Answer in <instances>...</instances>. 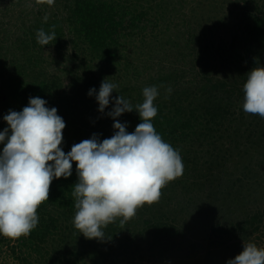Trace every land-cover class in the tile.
Wrapping results in <instances>:
<instances>
[{
    "label": "trees",
    "instance_id": "16d2710c",
    "mask_svg": "<svg viewBox=\"0 0 264 264\" xmlns=\"http://www.w3.org/2000/svg\"><path fill=\"white\" fill-rule=\"evenodd\" d=\"M7 1L0 0V17L10 18L0 21V132L8 127L3 117L10 110L22 111L30 97L39 96L48 107H56L66 122L62 145L66 153L93 134L101 140L114 134L108 109L101 113L103 118L93 117L89 107L76 111L85 93L99 89L100 76L69 71L66 64L78 58L77 50L70 57L65 53L71 42L77 49L87 48L94 61L117 72L112 80L118 85L114 97L128 96L135 106L143 102L145 87H158L154 101L158 114L153 124L162 139L180 153L184 167L181 176L162 188L158 202L139 208L124 224L122 218H116L103 228L105 238L99 240L85 238L74 227L72 187L78 177L73 162L71 177L53 180L49 201L37 210V227L17 239L0 235V264H163L175 252L197 253L204 246L188 247L191 241H185L179 224L190 223L195 204L201 200L203 186L193 184L196 191H192L187 185L191 175L198 174L219 189L208 197L214 194L228 208V198H233L241 217L231 225L213 224L211 240H236L261 231L264 207L258 204L264 200V131L256 127L264 128V118L248 113L250 120L246 121L243 86L248 72L264 66L263 0H207L209 5L198 3L208 7L201 15L204 21H197L195 10L182 24L175 18L179 16L171 0H136L139 9H132L130 0H35L30 1L32 5ZM157 10L170 24L177 22L173 23L174 33L161 28L160 18L152 15ZM17 11L20 20L13 25ZM41 28L56 34L48 45L37 43ZM137 39L139 45H131L136 53L132 49L133 55L131 51L123 56L128 42ZM182 60L195 65L188 70ZM217 71L222 75L228 71L231 83L217 79ZM122 74L127 83H119ZM123 116L119 120L134 132L141 122L139 114L133 111ZM242 123L248 127L255 124V131L248 135L255 145L251 149L241 145ZM2 148L0 144V151ZM228 157L239 159L235 171L240 175L233 192L224 177L217 181ZM171 185H181L184 191L175 188L170 192ZM186 194L189 200L183 204L179 195Z\"/></svg>",
    "mask_w": 264,
    "mask_h": 264
},
{
    "label": "clouds",
    "instance_id": "9594fccd",
    "mask_svg": "<svg viewBox=\"0 0 264 264\" xmlns=\"http://www.w3.org/2000/svg\"><path fill=\"white\" fill-rule=\"evenodd\" d=\"M55 38V32L37 31V43L42 46ZM117 87L105 78L98 92L95 88L89 91L101 113L110 101L114 103L108 112L114 120V134L103 140L93 134L67 153L62 147L66 122L45 99L30 97L22 111L10 110L3 117L8 127L0 132V235L10 239L29 235L39 223V206L49 201L53 180L71 177L73 162L78 177L72 187L73 224L87 239L103 240V228L109 223L120 217L124 224L139 208L158 202L162 188L183 174L180 153L162 139L153 124L158 114L154 104L158 87H145L143 102L135 106L120 94L112 96ZM243 91V110L264 118V66L247 73ZM133 111L141 122L129 132L128 124L119 118ZM243 248L227 264H264V248L245 242Z\"/></svg>",
    "mask_w": 264,
    "mask_h": 264
},
{
    "label": "rangeland",
    "instance_id": "374dc122",
    "mask_svg": "<svg viewBox=\"0 0 264 264\" xmlns=\"http://www.w3.org/2000/svg\"><path fill=\"white\" fill-rule=\"evenodd\" d=\"M28 1L30 4L32 5L33 2L30 1H35V0H16L14 3L15 5H24V2ZM39 1V0H37ZM41 1V0H40ZM112 1V0H111ZM114 1H119V0H114ZM126 0H122V2H125ZM174 1V5L176 7L177 10V15L179 17H175V18H179V22L180 24H182V21H185V18L191 17L193 11L198 10L197 12V21L199 22L200 20H202V13H206L208 10V7H204V6H198V3H203L206 5L208 4L207 0H171ZM264 1V0H263ZM9 2V0L7 1ZM12 2V3H13ZM52 3L53 1L48 0L47 3ZM121 2V1H120ZM139 2H136V0H130V4H134L132 6V9H139L140 7L138 6ZM147 4V3H144ZM5 5V4H2ZM28 5V6H29ZM18 12L14 13L13 16V20L11 21L12 24H16L19 20L20 17L18 16L16 18V16L18 15ZM155 17H159L160 18V25L161 28L163 30H167L168 34L170 33H174V26L175 24L173 23H177L175 20L172 24H170L168 17L165 19L164 17H161L160 10H157L155 12H152ZM1 15V14H0ZM10 18H8L7 16H3L0 17V21H4L7 22L9 21ZM204 21V20H202ZM66 27L71 30V28L69 26L66 25ZM171 29V31H170ZM170 32V33H169ZM67 37H70V33H66ZM140 43V40H135V41H129L128 45L125 49H123L121 52L123 54V56H127L131 53L132 51V55H133V50L136 53V50L133 49L134 47H132V44H135L136 46H138ZM65 53H68V56L70 57V55L72 53H74L76 50V53H78V58L76 60V62L74 63H69L66 64V66L69 67V71L70 72H81L84 73L85 75L91 76V75H95V76H100L99 78V84L97 85V88H100L102 81L105 78H108L109 82H114L112 80H114V74L117 75V72L111 68V66H109L106 63H101L100 61H94L92 58L91 53L89 52V50L86 48L85 50H81V49H77L75 48L73 43H69L67 46H65ZM133 49V50H132ZM136 56V54H135ZM135 59V57L133 58ZM185 63V67L189 70L191 66H194L195 64H191L189 62V60H182ZM180 62V61H179ZM65 64H62L61 67H64ZM121 66V65H119ZM182 66V65H181ZM61 67H59V69H61ZM197 71H202L199 69V67L196 68ZM78 72V73H79ZM122 73H124L122 71ZM223 73L220 72H215V76L217 79H221L226 81L227 83H231V74L227 71V73H225L224 75H222ZM202 75V72H201ZM120 82L119 83H127V78L124 76V74L120 75ZM99 91V89H97V92ZM85 98H83V100H81V104H77V112H82L85 109H87V107L90 108L93 117L95 115H97L99 118H103V116H101V112L98 110L99 109V105L98 102L95 99V96H90L89 94H84ZM113 96V95H112ZM114 97V96H113ZM80 98V97H79ZM126 99L130 100L131 98H129L128 96L125 97ZM130 102L132 103V99L130 100ZM86 106V107H85ZM114 107V104L110 101V105L108 106V110L111 111L112 108ZM124 116L122 115L121 118H123ZM245 117H248V113L245 114ZM258 120H260L259 118H257ZM249 117L248 120H246L247 122H249ZM261 121V120H260ZM260 121H258L260 123ZM257 122V123H258ZM256 124V122H254ZM236 121H233V125L235 126ZM254 124V125H255ZM242 128L244 129L242 132V137L243 140L241 141V145L244 144V147L246 149L248 148H252L255 147V145L253 144V142H251L248 138V135L252 134V131L254 132V125H252L251 127H248L247 124H241ZM258 130H263L264 128L263 126H258L256 127ZM66 132L64 131L63 135ZM232 137H236V135L232 134ZM67 140V139H65ZM229 144V143H228ZM227 144V145H228ZM234 149V147L232 148V150ZM239 161V159L235 158V157H231V158H227L224 160V167L219 170L218 174V179L217 181H221L222 182V178L224 177L225 180H223V182L225 181L226 184L230 187V191H234V188H232L235 182V179L238 175H240L237 171H235V166L237 164V162ZM228 166V167H227ZM227 169H229V171L227 174ZM193 184H196L198 186H203V191H200V197L201 200L197 202L196 207L193 211V213L191 214V217H189V224H179L180 228L182 229V231L185 234V241H191V243L188 244V247H190L191 244H197V245H202L204 246L203 249H201L199 252L195 253V252H190L189 254L186 252L183 253H178L175 252V256L169 255L168 260H165L163 262V264H227V261L229 259H234L237 255H239L240 253H242V251L244 250L243 245L244 242L245 243H255L259 248H264V227L261 229L260 232H254L252 235H248V236H244L241 239H236V240H230L228 238L222 239V238H216L214 237L211 240V229H212V225L213 224H217L219 223H224L227 225H231L235 222H237L241 217L239 215V211H235L237 208L236 206H234V204H236L235 200L233 198H228L230 201L227 203H230V207L228 208V204L222 205V201H218V199L214 196V194L209 198L208 195H210L209 193H217L219 191V189L215 188L213 185H211V180H208L207 178H202L200 177V174H198L196 177L192 176L190 177V179H188V184L187 185H191L192 191H196V186ZM175 188H179V192L184 191L183 189L180 190L181 185H176L174 187V185L170 186V192L173 191ZM226 197V196H225ZM228 197V196H227ZM184 200H183V199ZM179 199H181V201L183 202V204H186V201L189 200V196L186 195H179ZM238 204V203H237ZM262 205V207H264V200H261L260 203L258 204V206ZM234 207V208H233ZM195 211H197L195 213ZM235 211V212H234ZM199 212V213H198ZM181 222V221H180ZM180 239V238H179ZM186 242H184L185 244ZM207 246V248H206ZM11 261V259H10ZM2 261H0L1 263ZM13 263H16V261H11Z\"/></svg>",
    "mask_w": 264,
    "mask_h": 264
}]
</instances>
